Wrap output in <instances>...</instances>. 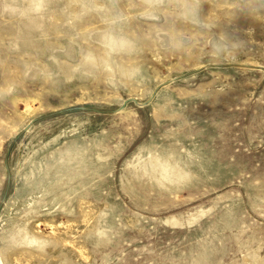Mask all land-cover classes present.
<instances>
[{"label":"rangeland","instance_id":"1","mask_svg":"<svg viewBox=\"0 0 264 264\" xmlns=\"http://www.w3.org/2000/svg\"><path fill=\"white\" fill-rule=\"evenodd\" d=\"M0 264H264V0H0Z\"/></svg>","mask_w":264,"mask_h":264},{"label":"clouds","instance_id":"2","mask_svg":"<svg viewBox=\"0 0 264 264\" xmlns=\"http://www.w3.org/2000/svg\"><path fill=\"white\" fill-rule=\"evenodd\" d=\"M145 18H152L153 13L150 9H145L143 13ZM101 42L104 47L110 51H123L131 52L134 50V42L127 37L117 36L111 31H107L102 35ZM27 246L40 247L44 246L45 243L38 240L37 238L29 237L26 241Z\"/></svg>","mask_w":264,"mask_h":264}]
</instances>
